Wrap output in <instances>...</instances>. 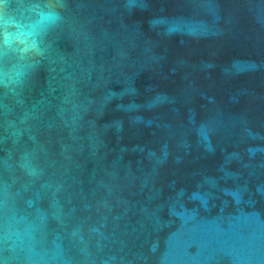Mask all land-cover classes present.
Segmentation results:
<instances>
[{
	"label": "water",
	"instance_id": "obj_1",
	"mask_svg": "<svg viewBox=\"0 0 264 264\" xmlns=\"http://www.w3.org/2000/svg\"><path fill=\"white\" fill-rule=\"evenodd\" d=\"M49 2L0 55V264H264V0Z\"/></svg>",
	"mask_w": 264,
	"mask_h": 264
},
{
	"label": "clouds",
	"instance_id": "obj_2",
	"mask_svg": "<svg viewBox=\"0 0 264 264\" xmlns=\"http://www.w3.org/2000/svg\"><path fill=\"white\" fill-rule=\"evenodd\" d=\"M33 17H7L0 15V55L5 50L34 52L41 55L39 38L54 28L62 19L61 13L49 0H30Z\"/></svg>",
	"mask_w": 264,
	"mask_h": 264
}]
</instances>
